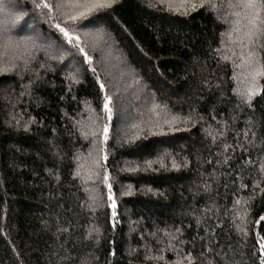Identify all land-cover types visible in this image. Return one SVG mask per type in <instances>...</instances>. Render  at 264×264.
<instances>
[{
  "label": "trees",
  "instance_id": "16d2710c",
  "mask_svg": "<svg viewBox=\"0 0 264 264\" xmlns=\"http://www.w3.org/2000/svg\"><path fill=\"white\" fill-rule=\"evenodd\" d=\"M11 2L16 4L13 14H24L11 28L13 34L31 35L35 29L42 35L59 36L33 7L38 0ZM170 2L175 8L180 0ZM216 15L207 4L185 14L183 9L169 10L158 0H117L112 8L80 22L82 38L84 32L98 29L108 34L112 55L99 50L92 55L93 66L113 96L111 121L98 119L105 116L102 96L94 75L80 68L75 49L63 60H49L43 51L37 54L40 62H46V70L34 69L42 79L31 86V95H20L29 73H23V80L15 71L0 75V264H50L53 250L71 256L62 264H171L176 259L172 251L163 253V261L144 259L145 245L152 255L165 246L167 237L150 233L166 226H180L187 240L196 235L197 250L208 244L214 251L227 253L231 264H260L264 192L252 185L260 180L264 187L258 171L264 155V91L253 97L251 109L244 104L236 107L239 99L233 89L242 90L244 84L242 77L232 79L231 63L217 64L220 58H213L212 49L220 46V34L227 27ZM4 20L5 14L0 13V23ZM77 69L81 82L69 95L65 77ZM217 83L223 95L215 88ZM257 86L264 89V78L258 79ZM153 99L167 105L172 114L191 115L195 123L180 124L179 131L165 127L166 134L155 135L147 131L150 123H141L143 136L133 145L121 146L125 133L134 131L129 127L132 123L148 120ZM231 115L237 116L235 124L223 129L226 138L219 137V122L230 121ZM90 116L96 121L93 130L108 123L107 144L91 136L84 139L79 125L73 127L76 121L91 124ZM30 117L35 122L25 131L22 125ZM213 136H217L215 142ZM225 142L235 151L224 152ZM101 148L109 156L100 163L107 166L117 204L114 221L103 169H96L99 175L92 179L86 170H81V178L74 179L72 174L78 163L87 162L89 151L102 157ZM73 155L82 159L74 163ZM59 156H64L63 162ZM162 156L163 167L156 162ZM225 157L232 158L227 164L218 163ZM249 158L254 163L246 165ZM173 159L180 168H172ZM145 161L154 163L147 167ZM240 168L245 169L240 174L245 188L237 179ZM61 228L67 231L59 232ZM90 229L99 233L93 231L86 239ZM200 236L205 239L200 241ZM62 243L64 249H60Z\"/></svg>",
  "mask_w": 264,
  "mask_h": 264
},
{
  "label": "snow or ice",
  "instance_id": "6c2138e0",
  "mask_svg": "<svg viewBox=\"0 0 264 264\" xmlns=\"http://www.w3.org/2000/svg\"><path fill=\"white\" fill-rule=\"evenodd\" d=\"M117 0H38L34 2L33 7L38 9L46 19L47 22L51 23V27L59 33L58 37H54L51 34L42 35L33 29L31 35L20 36L18 33L13 34L11 28L19 24L23 19L24 14L15 13L13 14L12 9L16 7V4L11 2L5 4L0 2V13L5 14V20L0 23V75L2 74H12L14 71L18 77L23 80V73H29L28 84L25 85V91L20 95L25 94L31 95V86L42 79L39 71H34L37 67L39 69L46 70V62H40L38 60L37 54L43 51L49 60H63L66 53H71L72 49H75V54H78V64L80 68L86 72H91L94 75L95 83L98 86L99 93L102 96V110L105 113L104 117H98V119H105L111 121L113 115V96L107 91L106 83L101 79L100 75L97 73V68L93 66V55L92 52L99 50L103 55L110 57L112 55L111 46L108 44L107 36L108 34L104 29H98L95 32H84L83 38L78 34V28L80 27V22L85 21L88 17L92 16L93 13L102 10L112 8ZM160 5L166 6L169 10L179 12L181 9L187 14L189 10L195 11L197 8L204 7L206 4L217 13L216 19L221 23L227 25L223 32L220 34V46L212 49L213 58L219 57L217 59V64L221 60L231 63L233 65V80H240L244 84L242 90L233 89L235 95L239 99L236 107L239 108L240 104L246 105L248 108H252L253 97L259 94L264 89L257 86L259 78H264V0H180V3L173 8L170 0H158ZM45 10H47L45 12ZM92 21H90L91 23ZM65 45L69 47H65ZM91 49V51H90ZM236 69H239V77L237 76ZM80 69L70 73L65 77L67 81V93L70 95L73 91L75 85L81 82L80 79ZM134 83L138 84L139 81L134 78ZM204 83H207L206 81ZM212 87V85H208ZM215 88L221 90L223 95V89L221 84L217 83ZM65 97H61L64 99ZM199 97L198 99H202ZM72 100H76V96H71ZM195 111V108L192 109ZM150 116L147 121H141L140 123H132L129 127L134 130L130 134L125 133V138L121 142V146L133 145L139 140L143 134L144 129L141 128V123H150V127L147 131L151 134H166L164 133V128L167 127L169 131H179L180 124L195 123L191 115L180 116L179 114H172L167 105H161L158 101L153 99L150 102L148 108ZM67 117L68 114L64 113ZM143 116V113H141ZM71 119V117H68ZM15 120L17 126L20 125V120L16 117H12ZM201 120L204 119L203 116L200 117ZM215 119V116L212 117ZM237 119L236 115H231L230 121L225 120L219 122L221 124V130L218 132L219 137H227V132L223 129H227L231 124H235ZM91 124H86L83 121H76L73 124L75 128L79 125L80 136L84 139H88L91 136L94 140L99 138L101 144H107L109 141V125L104 123L101 129L93 130V125L96 121L89 117ZM35 121L30 117L29 120L25 121L22 125L25 131L29 130V125ZM246 123H251L250 120L245 121ZM55 132V129L53 130ZM69 135H72L69 132ZM239 135V133H237ZM244 136H248V132L244 133ZM253 138L256 137V133H252ZM215 142L217 136L212 137ZM51 143V141H49ZM261 143H264V136L261 137ZM237 147L243 148L242 145H237ZM224 152L229 149L235 148L232 144L223 143ZM103 152L102 157L93 156L92 152L88 153V160L86 163H78L76 170L72 173L73 178H81V170H86L87 178L92 179L94 176H98L99 173L96 169H103L102 180L108 188V201L110 202L109 207L112 209L111 216L113 221L117 216L116 201L112 196V184L109 182V174L107 166L100 163V160L108 161L109 156L105 148L100 149ZM244 152L247 153L248 149L244 148ZM219 155V153H218ZM61 162L64 160V156L58 157ZM232 157H225L223 161H218V163L227 164ZM82 157L73 155V162H78ZM163 156L156 162L161 163L163 167ZM261 163L259 164V173L261 174V179H264V155L261 156ZM153 161H145L147 167H151ZM211 163V161H208ZM254 161L249 158L245 164L251 165ZM172 168L178 169L181 167L177 164L175 160H172ZM183 166H187V162ZM129 170L135 171L136 168H130ZM245 169L240 168L237 175V179H241L240 188H245L242 182L241 173ZM51 172V170H48ZM56 179H59L57 176ZM227 187V184H225ZM253 189H259L264 192V187L260 186V180H254ZM87 191V189H85ZM251 198H254L251 197ZM94 198L89 196V200ZM235 204L239 205L240 200L237 199ZM83 207V204H81ZM95 211V209H91ZM210 211V209H206ZM239 215V213H235ZM264 220V217H260ZM201 222L197 220V225ZM237 227H239L237 225ZM59 232H66L67 229H58ZM96 231L99 233V229H90L86 239L91 238L92 232ZM207 231V230H205ZM157 233L161 234V237H167L164 241V247L159 248L158 255H152V249L145 245V260L153 261H163L165 259L164 252L172 251L174 252L176 259L171 262V264H231V259L227 253L221 251H214L210 248L208 244H201L200 249L197 250V236L193 235L191 240L184 238V231L180 226H166L165 228H157L155 232L150 233L151 236L156 237ZM59 239V237H57ZM204 236H200L199 240H204ZM99 243V236L95 241ZM161 242L158 240V243ZM67 243V241H65ZM191 244L190 248H186L185 245ZM60 249H64V243L60 245ZM260 264H264V243H260ZM135 252L136 250L133 249ZM212 257L211 259L209 257ZM50 264H62L64 260H70L71 256L62 255L60 251L53 250L51 253Z\"/></svg>",
  "mask_w": 264,
  "mask_h": 264
}]
</instances>
